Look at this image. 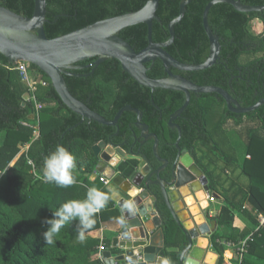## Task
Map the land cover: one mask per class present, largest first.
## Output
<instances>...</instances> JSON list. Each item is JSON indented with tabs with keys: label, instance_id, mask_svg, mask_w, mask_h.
I'll return each mask as SVG.
<instances>
[{
	"label": "trees",
	"instance_id": "trees-1",
	"mask_svg": "<svg viewBox=\"0 0 264 264\" xmlns=\"http://www.w3.org/2000/svg\"><path fill=\"white\" fill-rule=\"evenodd\" d=\"M146 1L46 0V23L43 26L45 37L53 39L100 20L138 11ZM180 1L159 0L156 16L160 24L153 22L152 42L167 41V25L178 16ZM210 1L191 0L185 7L183 18L174 25V41L165 52L176 61L198 65L207 58L209 45L202 26V12ZM240 2L247 6H264V0ZM33 5V0H0V6L23 17L32 15ZM254 20L262 24L261 31L256 35L249 32V26ZM207 22L220 40L219 60L206 70L179 72L171 69V73L198 86L220 88L244 108L254 105L264 98V11L240 13L230 5L216 4L209 10ZM119 37L127 41L135 52L147 46V29L143 24L122 30ZM257 54L260 56L247 59ZM94 61L89 59L78 65ZM145 67L150 79L165 77L159 60ZM92 69L93 66H90L73 72L87 77L64 76L71 95L107 121L113 120L125 106L137 109L143 116L142 122L158 139L159 157L172 160L176 154L174 145L178 134L169 128L168 119L183 105L184 94L161 89L152 92L129 78L116 60L101 63L88 76ZM238 69L243 72L246 70L241 78L236 77L240 76ZM28 72L33 83L41 80L48 83L47 87H40L35 92V100L42 105V109L39 111V137L33 142H30L32 130L24 126L30 122L29 116L33 114V104L23 98L28 87L20 80L15 67L0 55V133L5 134L0 146V173H3L0 175V264H103L97 256V248L101 243L86 233L100 228V223L106 218L105 211L118 212L117 208H113L111 200L96 215V224L86 230L83 242L77 240L80 225L78 220H74L61 229L54 245H46L43 233L49 225L44 221L53 219V213L65 202L85 199L89 188L95 187L107 192L101 185L95 186L84 176L90 174L96 165L91 147L103 142L129 151L130 144L122 146V141L131 133L128 126H133L136 115L124 112L113 127L81 122L80 116L61 103L41 71L28 65ZM230 80L231 84L228 85ZM155 106L161 110L159 121L151 117ZM243 119L256 120L258 126L247 130L243 156L238 160L236 148L228 143L223 126L228 120L240 125ZM175 123L180 129L178 148L193 159L208 182V194L215 195L221 204L211 219L216 221V228L210 234L209 241L212 251L217 255L216 264H223L226 248L222 242L236 243L252 232L237 221L239 215L248 214V210L243 207L246 205L250 211L264 215V104L249 114L238 116L229 113L224 101L214 94L198 97L191 94L188 106ZM211 129L214 132H210ZM218 137L226 140L227 146L233 150L232 156L219 151L214 142ZM27 143L28 149L20 152L19 147ZM58 145L69 151L76 161V171L73 172L76 183L67 188L42 180L43 161ZM198 145L207 148L208 155L215 152L225 167L238 164L239 173L248 181L242 195L238 197L239 194L231 189V193H228L229 190L221 191L220 179L196 158ZM151 147L152 143L146 144L143 152L156 166ZM138 150L142 154L139 143L135 146V151ZM215 161L209 160L208 163ZM126 162L131 166L136 165V161ZM124 167L121 164L118 169L123 170ZM131 172L132 168L125 175ZM220 173L223 171L220 170ZM157 206L164 236L162 255L169 264H178L186 239L161 199ZM224 229L228 230V234L222 233ZM251 237L252 241L248 242L247 254L241 264H264V225L258 231H253ZM174 248L176 251L172 250Z\"/></svg>",
	"mask_w": 264,
	"mask_h": 264
},
{
	"label": "water",
	"instance_id": "water-1",
	"mask_svg": "<svg viewBox=\"0 0 264 264\" xmlns=\"http://www.w3.org/2000/svg\"><path fill=\"white\" fill-rule=\"evenodd\" d=\"M33 1V12L30 17L20 16L0 6V55L12 66L18 62H25L41 71L49 80L51 88L61 103L80 116L81 122H95L102 126L113 127L124 112L135 114L134 127L139 132V138L144 142L152 139V155L158 163H161V166L150 172L146 159L142 158L138 152L134 153L130 150L127 153L121 147L106 145L103 142H98L91 147L94 158L105 163L112 171L107 179L110 180V187L114 189L116 196L125 202L135 203L134 213L121 210V217L125 218V224L119 234V240L117 238L112 240V247L125 252L115 260L111 259L109 252H104L102 257L106 264L121 262L124 256L130 258L131 264H164L166 260L162 255L164 236L157 206L159 199L163 201L172 220L186 239V246L179 254L178 264H186L187 257L189 258L188 264H203L206 252L193 246L192 235L180 222L172 201V193H176L178 201L187 210L198 236L206 238L210 243L209 236L216 228V221L206 219L205 210L208 209L209 202L205 198L198 199L197 196L200 191L204 194L208 192V187L200 183V178L204 177L202 171L194 163L185 167L179 161L172 165L168 179H162L160 174L166 169L167 161L157 155L158 139L154 134L149 133L147 125L141 123V112L125 106L117 112L113 120L107 121L71 95L64 76L86 77L87 75H76L73 72L82 70L83 67L78 64L89 59H95L91 65L93 69L90 74L101 63L116 60L122 71L138 85L152 92L155 89H161L184 94L183 105L168 119L169 128H175L177 131L175 145L179 157L182 158L186 153L177 146L180 129L173 124V121L179 118L188 106L191 94L196 97L203 94H214L215 97L224 101L229 113L238 116L255 111L264 104V98L244 108L224 90L213 86L195 85L180 75L172 74L171 69L179 72L201 71L210 68L219 60L220 40L210 30L207 22L208 12L214 5L227 4L240 13L263 12L264 6H247L240 0L210 1L202 12V26L209 45L208 56L203 63L192 65L180 63L165 52V49L174 41V25L183 18L185 7L191 0L179 2L178 16L168 23L169 37L164 43H154L151 38L153 22L160 24L156 16L159 0H147L138 11L100 20L53 39H47L43 30L46 23V0ZM140 24L145 25L147 29V46L135 52L127 41L119 37V33L126 28ZM156 60L162 63L165 77L150 79L146 75L145 65L151 64L152 66ZM133 137L136 138L135 135ZM123 160L138 162L134 172L128 177L122 173L115 175L114 169ZM152 177L154 180L151 179ZM144 178H146V183L143 185ZM152 187L157 188L158 191L155 192L154 188L151 189ZM187 198L192 199L191 204L186 202ZM128 221L131 223L128 224ZM196 250L200 252L198 256L194 255ZM208 254L212 255L209 264H215L217 255L211 252ZM136 255L142 256L141 262L136 261Z\"/></svg>",
	"mask_w": 264,
	"mask_h": 264
},
{
	"label": "clouds",
	"instance_id": "clouds-1",
	"mask_svg": "<svg viewBox=\"0 0 264 264\" xmlns=\"http://www.w3.org/2000/svg\"><path fill=\"white\" fill-rule=\"evenodd\" d=\"M75 168V157L62 145H58L43 161L42 180L49 184H55L60 188L70 187L76 183L73 175ZM0 175H3V173H0ZM114 196L115 193L110 195L107 192L92 187L87 190L85 199L65 202L53 213V219L44 221V223L49 225L43 233L45 244L54 245L61 229L74 220H78L80 225L77 240L83 242L86 238V230L91 229L96 224V215L107 206ZM122 210L134 213L135 203L133 201L125 202ZM118 223L123 226L125 218L123 216L118 218ZM164 264H169V261L164 260Z\"/></svg>",
	"mask_w": 264,
	"mask_h": 264
},
{
	"label": "crops",
	"instance_id": "crops-1",
	"mask_svg": "<svg viewBox=\"0 0 264 264\" xmlns=\"http://www.w3.org/2000/svg\"><path fill=\"white\" fill-rule=\"evenodd\" d=\"M260 24H261V22H260ZM261 29H262V24H261L260 31H261ZM38 88H40V87H38ZM23 98H24L25 101H27L28 99H31L30 102L33 104V114L31 116H29L30 122L29 123H26V126L32 130V135H31V138H30V142H33L34 140H36L39 137V112H37L35 110V105H36L37 102L35 100V94H33V95L30 94L29 95V93H26ZM36 119H38L37 122H36ZM33 128L36 129L35 131H37L36 133H38L37 135L35 134L36 136L33 134V132H34V129ZM0 136H1L0 137V146H1L2 143H3L4 137H5V134L2 132V133H0ZM28 147H29V143L20 146L19 147L20 152L26 151L28 149ZM151 149H152V147H151ZM93 158H94V156H93ZM126 161H131V160H123V161H120L118 163L116 169H114L115 175L116 174L119 175V174L122 173L125 177H128L129 175L126 176L125 175V172L128 169H130V168H132V172H134V169H135L136 165L138 164V162L136 161V165L135 166H131ZM29 162L30 161H28V163ZM121 164H124L125 165V167H124L123 170H119L118 169V166L121 165ZM30 166H32V163H31ZM75 171L76 170H74V172ZM32 173L34 174V172H32ZM111 173H112V171H110V169L108 168V166L105 163H103L102 161H97L96 160V165L93 167V170L91 171V173L90 174H87L86 173L84 176L86 178H88L89 182L93 183L95 186L101 185V187H103L111 195L112 193H114V189L112 187H110V186L105 187L99 181V177H104V178L107 179L108 176L110 177V174ZM198 199H200V198L198 197ZM111 201L114 203V207L113 208H117L118 209V212L117 211H105L104 212V215H105L106 218H105L104 221H102L100 223V228L97 229V230L91 231L89 233H86V235L89 236V237H91V238L98 239L99 242L102 243L106 247L107 252H109L111 254V257L113 258V260H115L118 256L123 255L124 252H125L124 250H121L119 248L112 247V240L115 239V238H117L119 240V234H120V232H121V230L123 228V226H121L118 223V218L121 217V210H122V206L125 203V201L122 200L121 198H119L118 196H116V194H115L114 198L111 199ZM214 204L217 205L216 202ZM182 208L183 209H179L180 210V213H178L179 210L177 211V213L180 216L182 215V217H181L182 222L181 223H182L183 227H185V229L188 232L191 233V231L194 230V228L192 226V221H191V219L189 217V214H188L187 210L184 207H182ZM243 208H246L248 210V214L247 215H243V214L239 215L237 217V221L241 224V226L243 228L251 231L252 228H253V226L255 225V219H254V216H253L254 211H250V209L246 205ZM181 213H186L188 216H183V214H181ZM113 216H115V217H113ZM111 218H114V219H111ZM130 223L131 222L128 221V224H130ZM248 223H249V225L251 224V229L248 228V227H250L248 225ZM149 230H151V229H149ZM225 230H224V234L225 233H228L227 230L226 231ZM192 239H193V246L195 248H198V249L200 248L201 250L205 251L207 253V255H210V254H208V252H211V253L215 254L212 251V249H211V244L208 243V240L206 238L201 237V236H198V237H195L194 236V238H192ZM222 243H227V241H223ZM105 244H107V246ZM172 250L173 251H176V248H174ZM206 253L204 254V258L205 259H204V262L203 263H205L206 262V259H207ZM225 255L226 256H229L228 250L225 252ZM186 259H187L186 260V264H188L189 258H186ZM216 261H217V258L215 260V264H216Z\"/></svg>",
	"mask_w": 264,
	"mask_h": 264
},
{
	"label": "rangeland",
	"instance_id": "rangeland-1",
	"mask_svg": "<svg viewBox=\"0 0 264 264\" xmlns=\"http://www.w3.org/2000/svg\"><path fill=\"white\" fill-rule=\"evenodd\" d=\"M260 28H261L260 22L258 20H254L251 22V25L249 26V32L252 35H256L260 32ZM259 56H260V54H257L256 56H253V57H247V59L249 60V59H252L254 57H259ZM214 118L217 119L216 117H214ZM257 126L258 125H257L256 120H249L248 121L246 119H243V122L240 125H235V123L233 121L228 120L225 123V125L223 126L224 134L228 140V143L236 148V152H237L236 157L238 160L241 159V157L243 156L244 143H245L246 136H247V130L249 128L250 129L257 128ZM210 132H214V130L211 129ZM214 140H215V138H214ZM214 142L217 143L218 149L220 152H223V153L226 152L227 154L230 153V156L233 155V150L227 146L226 140H224L221 137L220 138L218 137L217 141H214ZM206 152H207V148H205L204 146L198 145L197 149H196V153H195L196 158L199 159L201 161V163L203 165H205L209 171L213 172L214 176H217L220 179L219 183L222 184L220 186L221 191L223 192V191L229 190L228 193H231V190H233V191H236L237 194H239L238 197L240 195H242V192L244 191L245 185L248 183V181L244 176H242L239 173L238 164L237 165L232 164L230 167H225L224 162L221 161L220 158H218V156L215 152L209 153V155ZM205 154L207 156L203 157ZM186 155H188V154H186ZM191 160H192V163H194L192 158H191ZM209 160L210 161L216 160V161L213 162L212 164H209L208 163ZM180 162H181V158H180ZM181 164H182V162H181ZM224 168H225V170H224ZM220 170H222L223 173H220ZM218 173H219V175H217ZM203 178H204V184H202V186L208 187V182H207L205 176ZM231 184H233V185H231ZM206 193H208V192H206ZM214 196L211 195V198L213 199V201L210 202L208 210L211 211L212 214H214V216H215V214L218 212V210H219L218 208L220 207L221 204L219 203V201L217 199H215L216 196L215 197ZM172 201H173L174 208L176 210L175 212L178 215L180 222H182V219H181L182 215L180 216L178 213H180L179 209H183L182 208L183 206H182L181 202L178 201V196L176 195V193H172ZM191 202H192V199H191ZM215 202L217 203V205L214 204ZM177 211H178V213H177ZM181 214H183V216H188L186 213H181ZM243 215H247V214H243ZM248 225H249V223H248ZM249 226L250 227H248V228L251 229V224ZM224 230L222 231L223 234H224ZM227 232H228V230H227ZM225 234H228V233H225ZM191 237L194 238V236H191ZM195 237H198L197 232H196Z\"/></svg>",
	"mask_w": 264,
	"mask_h": 264
},
{
	"label": "built area",
	"instance_id": "built-area-1",
	"mask_svg": "<svg viewBox=\"0 0 264 264\" xmlns=\"http://www.w3.org/2000/svg\"><path fill=\"white\" fill-rule=\"evenodd\" d=\"M15 70L18 73V76L20 77V80L25 83L28 87V92L29 95L30 94H35V92L37 91L38 87H47L48 83L46 81H39L38 83H33L32 80L30 79V75L28 72V64L25 62H18L15 64ZM31 99H28L27 101L30 102ZM42 109V105L37 104L35 105V110L37 112H39ZM38 121V119H36V122ZM26 126V124H24ZM27 127V126H26ZM34 129V128H33ZM36 129H34L33 134L37 135L38 133H36L37 131H35ZM35 135V136H36ZM29 165H31V162L28 163ZM99 181L105 186H110V181L107 180L104 177H99ZM205 200H207L210 204V202L213 201V199L211 198V196L206 193L205 194ZM244 209V208H243ZM254 219H255V225L253 227V229L251 230V234L249 236H247L246 238L239 240L236 243H231V242H227V243H222L223 246H225V248L228 250L229 252V256L225 255V251L223 254V262L224 264H241L244 256L247 254V247H248V242L252 241V233L253 231H258L263 225H264V215L258 212H254L253 214ZM205 217L207 220H211L214 217V214H212L211 211H209L208 209L205 210ZM106 247L101 243L98 248H97V256L98 258L102 261L103 264H106L105 259L102 257V254L104 252H106ZM136 261L137 262H141L142 261V256L141 255H136ZM111 259L113 260V258L111 257ZM130 258L124 256L123 260L120 263H114V264H131L129 262Z\"/></svg>",
	"mask_w": 264,
	"mask_h": 264
},
{
	"label": "flooded vegetation",
	"instance_id": "flooded-vegetation-1",
	"mask_svg": "<svg viewBox=\"0 0 264 264\" xmlns=\"http://www.w3.org/2000/svg\"><path fill=\"white\" fill-rule=\"evenodd\" d=\"M93 63V62H92ZM92 63H88V64H85V65H78V66H80V67H83V69L82 70H84V69H86V68H88V67H90L91 65H92ZM239 70V75L240 76H236L237 78H241V75L243 76L244 75V73L246 72V70H244V72L243 71H241L240 69H238ZM91 74L89 73L88 74V76H90ZM87 77V76H86ZM233 80V79H232ZM232 80H230L229 82H228V85L229 84H231V81ZM198 97V96H197ZM161 110L159 109V108H157L156 106H155V109H153V113H152V115H151V117L154 119H156L157 118V121H159L160 119H161ZM143 117V116H142ZM178 119V118H177ZM176 119V120H177ZM176 120H174L173 121V124L174 125H176L177 126V124L175 123V121ZM135 123V122H134ZM134 123H133V126H131V125H129L128 126V129L131 131V133H129V136L128 137H125V140H124V138H123V141H122V146H128L129 144H130V150H132L134 153H139V150L136 152L135 151V146H136V144H138L139 143V146H141L142 147V154H140V156L142 157V158H144V159H146V161H147V163H148V165L150 166V172H152V171H154L155 169H157L159 166H161V163H158L155 159H154V157H153V155H152V151H151V155H152V158L155 160V163L157 164L156 166L154 165V163L152 162V161H150L149 159H147V157H146V155L144 154V152H143V148H144V146L146 145V144H149V143H152L153 144V142H152V139H150V140H147V141H143V139H140L139 138V132L135 129V127H134ZM141 123L142 124H144L143 122H142V118H141ZM178 127V126H177ZM171 130H176L175 128L174 129H171ZM148 131H149V128H148ZM149 133L150 134H152L150 131H149ZM133 135H135V139H134V137H133ZM130 140H132V142H130ZM134 142H135V144H134ZM140 143H142V145L140 144ZM133 146V147H132ZM158 146V145H157ZM175 147H176V145H174ZM176 149V154H175V157L172 159V160H168V159H164V158H161V159H163V160H166L167 161V167H166V169L164 170V171H162V173L160 174V176H161V178L162 179H168V175H169V170L171 169V167H172V165H174L176 162H179L180 161V157H179V153H178V150H177V148H175ZM129 150V151H130ZM129 151H127V152H129ZM156 152H157V148H156ZM158 155V154H157ZM159 156V155H158ZM152 180H154L153 179V177L151 178ZM146 183V178H144L143 179V182H142V184L144 185ZM154 187H152L151 189H153ZM155 189V192H157L158 190H157V188H154Z\"/></svg>",
	"mask_w": 264,
	"mask_h": 264
},
{
	"label": "bare ground",
	"instance_id": "bare-ground-1",
	"mask_svg": "<svg viewBox=\"0 0 264 264\" xmlns=\"http://www.w3.org/2000/svg\"><path fill=\"white\" fill-rule=\"evenodd\" d=\"M181 162H182V164H183L185 167H188V166H190V165L192 164V160H191V158H190L189 155H184V156L181 158ZM200 183H201V184H204V178H200ZM197 196H198L200 199L205 198V194H204L203 192H201V191L198 192ZM186 202H187L188 204H191V199H190V198H187V199H186ZM193 208H195V207H193ZM191 235H192V236H196V232H195L194 230H192V231H191ZM199 249H200V248H199ZM197 252H198L197 250L194 252V255H195V256H198V254H200V252H198V253H197ZM211 258H212L211 255H207L206 262L203 263V264H209ZM196 264H197V263H196Z\"/></svg>",
	"mask_w": 264,
	"mask_h": 264
}]
</instances>
